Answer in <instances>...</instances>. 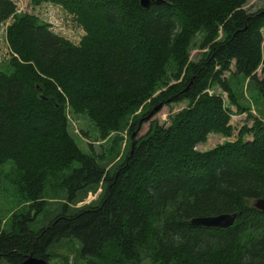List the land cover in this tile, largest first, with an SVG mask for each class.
<instances>
[{
    "label": "trees",
    "instance_id": "1",
    "mask_svg": "<svg viewBox=\"0 0 264 264\" xmlns=\"http://www.w3.org/2000/svg\"><path fill=\"white\" fill-rule=\"evenodd\" d=\"M31 1L60 5L84 36L72 46L0 0V25L13 17L6 29L12 55L0 63V177L9 164L8 183L29 204L12 214L7 230L0 219V260L20 264L31 254L49 264L51 248L69 240L85 264H264V213L253 207L264 200V10L247 14L248 0H159L146 9L140 0ZM197 34L200 49L210 45L191 63ZM225 73L248 80L245 90L253 85L261 118L234 140L198 152L209 133H233L229 110L207 88L219 86L241 111ZM182 99L188 107L168 126L150 122L137 137L155 107ZM66 109L86 115L101 137L128 130L114 165L107 169L75 147ZM59 171H66L53 205L60 211L34 231L31 212L46 209V184ZM233 213L226 229L189 224Z\"/></svg>",
    "mask_w": 264,
    "mask_h": 264
},
{
    "label": "rangeland",
    "instance_id": "2",
    "mask_svg": "<svg viewBox=\"0 0 264 264\" xmlns=\"http://www.w3.org/2000/svg\"><path fill=\"white\" fill-rule=\"evenodd\" d=\"M14 6V16L27 15L37 18L39 22L46 25L48 30L55 36L70 43L72 46H78L81 39L84 36V30L77 23L76 17L67 13L60 5H56L50 2H42L40 5H34L31 0H9ZM247 14H254L264 10V0H248V2L242 7ZM13 22V17H9L2 25H0V63L5 60H9V56L12 55L6 41V29ZM263 39L262 49L264 51V27L260 30ZM222 33L219 34L218 39L222 38ZM202 35L195 37L192 43V48L188 52V61L191 63H197L203 55L207 52L208 45L200 49ZM174 73L173 66L171 65L167 69V77ZM259 75L260 72L258 71ZM222 79L227 80V83L231 86V92L236 102L241 107V111H237V107L231 104L229 101L228 93L223 91L219 86L209 87L204 93L208 95H219L222 98L224 107L230 112V125L233 129L232 136L225 138L219 134L209 133L206 140L202 144L196 146L198 152H207L215 147L224 144L227 141H232L236 138L237 132L243 126H251V118H261L259 111H261L260 98L252 91L254 88L251 85L250 88L245 90L244 85L247 81L240 78H233L232 75L225 73ZM169 85L175 84L172 79H169ZM229 86V87H230ZM164 91V89H162ZM161 91L156 92V95ZM188 99H182L179 103L166 104L161 107L157 112L153 113L149 122H144L139 128L137 137L143 135L150 122H156L159 126L166 127L169 124V119L174 114L180 112L182 109L188 107ZM236 105V104H235ZM146 107L140 108L134 115L138 119L144 115ZM65 116L67 120V133L70 139L73 141L75 147L84 155H92L99 157L102 164L107 166V169L114 165L124 154L126 146L129 144L128 130L120 134L110 132L104 137H101L97 132V129L93 122L86 115H77L72 113L69 109H66ZM98 158V160H99ZM11 166L8 164L1 168L0 177V219L3 223V228H9V222L12 214H21L28 210L29 204L25 202L23 192L17 190L13 185L8 183L7 175L11 171ZM66 171H59L54 174L48 180L46 184L47 197L45 199V210L40 211L38 214L31 212L30 218L33 219L31 223L32 230H40L45 227L55 216L58 215L59 209L54 207L58 198H60L58 190L59 176L64 175ZM69 173V171L67 172ZM100 191L96 194H88L87 198L77 204L75 207L79 208L86 204L95 201ZM48 207V208H47ZM36 214V215H35ZM79 245L74 241L63 240L54 245L49 251L50 261L49 264H85L80 260L78 256ZM123 264H129L126 261H121ZM0 264H7L4 260H0Z\"/></svg>",
    "mask_w": 264,
    "mask_h": 264
},
{
    "label": "water",
    "instance_id": "3",
    "mask_svg": "<svg viewBox=\"0 0 264 264\" xmlns=\"http://www.w3.org/2000/svg\"><path fill=\"white\" fill-rule=\"evenodd\" d=\"M150 2H156L159 3V0H140V6L143 9H146ZM191 86V83L189 84L188 88ZM162 105H158L153 109V111L150 113V116L153 115V113L157 112ZM149 116V117H150ZM253 207L257 209L260 212L264 213V200H257L253 202ZM237 218V214H220L217 216H210V217H197L190 220L189 224L193 227H202V228H214V229H226L233 225L234 221ZM20 264H47L44 260L40 258H35L31 254L26 256L25 260L21 262Z\"/></svg>",
    "mask_w": 264,
    "mask_h": 264
}]
</instances>
